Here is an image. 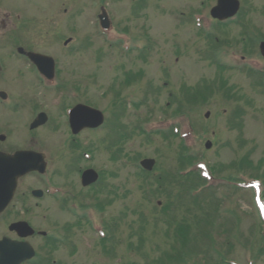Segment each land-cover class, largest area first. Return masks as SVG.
I'll return each instance as SVG.
<instances>
[{
  "label": "rangeland",
  "instance_id": "obj_1",
  "mask_svg": "<svg viewBox=\"0 0 264 264\" xmlns=\"http://www.w3.org/2000/svg\"><path fill=\"white\" fill-rule=\"evenodd\" d=\"M239 1V21L219 32L213 27L208 38L201 36L193 26L191 14L201 10L208 12L212 0H59L57 8L60 12L65 10V19L57 25L51 20L47 28L50 33H64L66 39L72 37L73 45L79 48V56L73 59L64 58L61 56L64 52L60 53L57 58L60 78L67 89L76 86L79 79L83 80L81 86L78 85L76 102L99 109L105 124L94 134L84 130L69 149H89L94 159L81 168L88 165L103 174L102 191L93 195L88 203L104 204L100 214L109 225L112 236L105 245L98 243L87 227L77 226L70 233L68 231L67 246L59 247L52 258H58L61 264H153V261L178 264L175 259L169 261L165 256L169 252L177 254L178 243L174 240L172 225L177 220L189 225L192 222L193 233H198L196 228L201 219L210 213L211 224L206 225L204 231L209 234L208 240L207 236L201 235L197 241L187 243L184 264H222L212 249L238 264H264V239L261 241L258 237L259 219L251 191L223 183L216 186V192L205 193L200 196L203 199L193 203L189 198V183L182 182L177 172L182 167L186 170L191 161L203 160L209 167L221 168L214 173L217 177L235 178L237 174H245L246 183L252 177H264V88L256 85L261 77L249 75L240 65V55H260L257 45L264 39V0ZM32 4L31 0L20 3L28 9ZM10 6L8 2H1L0 11H8ZM101 6L117 31L129 33V52L109 47V42L96 35L95 16ZM47 9L39 11L47 13ZM245 29L249 30L251 44L244 42ZM25 30H16V36H22L23 43L30 44L29 31ZM2 32L5 35L10 33L0 30V36H3ZM220 46L225 53L215 60V50ZM33 47L49 52L54 50L52 42L44 39L37 40ZM12 48L10 42L0 37V54H7ZM66 51L70 53L69 48ZM5 65L8 67L4 76L8 73L11 77L16 69L15 63L7 60ZM219 65L226 70L220 71ZM221 81L227 85L224 86L225 91L230 92L226 91L227 95L218 89ZM204 82L213 89L209 98L199 99V103L182 100V96L188 99L185 98L189 91L187 87L194 90L200 84L204 86ZM6 86L5 82H0V88ZM26 91L24 95H29ZM50 91L32 93L36 102L47 106L51 115L57 117L55 108L61 106V101L54 89ZM169 91L176 98L172 104V97L167 94ZM209 93L206 86L204 95ZM207 111L210 112L208 119L204 117ZM179 112L184 114L172 118ZM24 120L25 114L20 111L6 118L0 116V127L13 122L12 144L21 142ZM54 126L58 124L54 123ZM142 126L147 136L141 132ZM171 126L177 129L176 133L173 132L175 136L170 132ZM157 129L166 132L157 134ZM190 129L193 134L188 137L189 148L184 154L180 132L188 135ZM45 137L51 154H56L60 146L65 147L53 130ZM207 140L212 143L209 150L204 148ZM66 142L70 143L71 139ZM182 155L197 159L183 161ZM244 156H248L249 167L229 168L233 161ZM146 157L155 160L150 175L142 173L139 166V161ZM73 177L68 174L67 182ZM55 178L54 182H62L61 176ZM108 198L110 200L106 203ZM77 200L84 204L87 197H78ZM13 204L4 216L19 208L16 201ZM42 205L46 202L39 204ZM55 205L50 202V207L43 210L47 211L48 221L40 215L34 216L38 228H54L62 223L63 212L55 209L58 206ZM163 207L171 213L164 215ZM6 228V221L0 223V235L6 232ZM61 228L57 229L63 231ZM35 243L36 246L40 244Z\"/></svg>",
  "mask_w": 264,
  "mask_h": 264
},
{
  "label": "flooded vegetation",
  "instance_id": "obj_2",
  "mask_svg": "<svg viewBox=\"0 0 264 264\" xmlns=\"http://www.w3.org/2000/svg\"><path fill=\"white\" fill-rule=\"evenodd\" d=\"M1 2H8L11 4L8 11H0V14L4 12L2 16H0V30H8L10 33L5 35L2 32L3 40L10 42L12 45H15V53H7L2 55V61L4 59H8L9 61L15 63V70L12 71V75L10 77L9 74L4 76L5 74H0V82L1 84L5 82L7 86L5 88H0L2 91L9 92L12 94L11 103L3 104L0 102V116L8 117L13 112L18 113L19 111L25 114V120L22 122L23 127V136L20 140L19 144H12L11 137L14 134L13 122H7L5 125L0 127V152L4 153H14L17 150H27V151H35L43 155V162L46 167V172L44 176L38 174L37 172H29L23 176H21L16 185V189L14 191L12 202L16 201L18 205L22 207L21 214L22 217L18 219H25V217L32 215V218L35 215H40L42 211L40 209H35L33 206H38L46 199L45 197V189L47 188V181L50 184L52 183V179L55 176H52V171L50 169L54 165L55 157H62L65 160L64 168L71 173L75 168L82 162L81 156L76 155L75 153H70V157L67 160L65 153H62L65 149L61 146L58 149L56 154H51L52 150L47 148L46 145V135L50 134V131L53 130V133H58L61 138L60 143L65 142L64 138L66 135V117L64 114V105L58 110L57 117L51 115L52 112L50 109L40 104V102H36L35 97L32 92L41 93L46 90L43 88L44 80L39 76L36 69L32 66L28 59V53H39L47 56H51L55 63V73L57 74V62L59 59V55L61 52H64L61 56L64 58H76L79 56L78 53H67L66 49V39L63 37L64 34L60 31L53 32L52 36L53 41L59 42L62 41L63 44L59 49L55 50V52H49L46 50H39L33 47L36 44V41L39 39H47L50 40V29L47 28L50 26L51 20L57 25L65 19V10L60 12V8L58 7L59 0H31V4L29 5V9L27 6H22L20 3L22 0H0ZM40 6L42 8H37ZM47 7V13L40 12L39 10H44ZM32 9V12L29 10ZM7 12V15L6 13ZM43 13V16H42ZM9 14V15H8ZM63 14V15H62ZM46 15V16H45ZM46 20V23L45 21ZM52 21V22H53ZM26 29L25 31H29L30 34V44H24V39L22 36H16V30ZM49 29V30H48ZM61 28H59L60 30ZM24 31V32H25ZM23 32V33H24ZM34 32L36 36L34 37ZM10 35V36H9ZM29 45V46H28ZM18 47H22L24 52H19ZM58 58V59H57ZM3 66V64H2ZM6 68V66L4 65ZM6 71L0 70V73H4ZM60 72V71H59ZM62 89V85L56 88V94L59 96L61 102H64L66 99V93L64 94ZM29 90V91H26ZM24 91L28 92L29 95H24ZM13 93H20L18 97H16ZM61 93V96H60ZM29 105V106H26ZM43 112L47 115V121L45 124L35 128L34 130H29V125L37 119V115ZM58 124V126H54ZM63 124L64 126H61ZM31 131V132H28ZM42 135V137L40 136ZM65 146V143H64ZM66 147V146H65ZM64 147V148H65ZM67 160V161H66ZM56 174V173H54ZM66 184V183H65ZM63 187V185H62ZM35 189L41 190L43 193V199H35L33 195V191ZM78 197L66 199V201H70L72 204L74 199ZM73 206V205H72ZM82 207V204L79 206ZM48 208V204L43 207V210ZM30 213V214H29ZM14 234V233H13ZM16 238L15 234L14 237ZM40 238L39 236L33 235L32 239ZM32 240V241H33ZM59 249V248H58ZM52 253V247L50 245H38L34 247V256L28 262L24 264H50V254ZM41 254V255H40Z\"/></svg>",
  "mask_w": 264,
  "mask_h": 264
},
{
  "label": "trees",
  "instance_id": "obj_3",
  "mask_svg": "<svg viewBox=\"0 0 264 264\" xmlns=\"http://www.w3.org/2000/svg\"><path fill=\"white\" fill-rule=\"evenodd\" d=\"M191 161V160H190ZM251 165L248 156H244L242 158H240L237 161L232 162L229 167H237L240 169H244L246 167H249ZM215 170H221V168H215ZM201 219V217H200ZM211 224V215L210 213L206 214V217L201 219V222L199 224V226L196 228L197 230L199 229L198 233H193L192 230V222H190V225L185 223L183 220H177L175 222L174 225V231H173V237L176 243H178V249H177V254L172 255L170 252L169 254L165 253V256L167 259H169V261H181L184 259V256L186 255V253L188 251L185 250V246L187 243L197 241L200 236H207V240L209 238V234L208 232H204L205 231V227L206 225H210ZM204 233H202V232ZM202 233V234H201ZM191 253V252H190ZM175 259V260H174ZM166 261H163L162 263L165 264Z\"/></svg>",
  "mask_w": 264,
  "mask_h": 264
},
{
  "label": "water",
  "instance_id": "obj_4",
  "mask_svg": "<svg viewBox=\"0 0 264 264\" xmlns=\"http://www.w3.org/2000/svg\"><path fill=\"white\" fill-rule=\"evenodd\" d=\"M262 51L264 53V43L262 44ZM97 119L102 120V116L99 114L97 116ZM89 123L90 121H88L86 124H89ZM209 147H210V143H207L206 148H209ZM3 191L4 192H2V194L0 195V199L3 197H6L5 199H7L8 195L4 189ZM13 228L21 229V227L17 225H14L10 229H13ZM26 250L27 248L24 247L23 245L15 244L14 242H11L7 239L3 240V242H0V264H19L20 261L23 260L27 256V253L26 254L24 253ZM26 252H28V250Z\"/></svg>",
  "mask_w": 264,
  "mask_h": 264
}]
</instances>
